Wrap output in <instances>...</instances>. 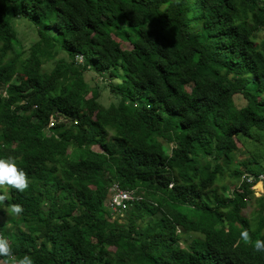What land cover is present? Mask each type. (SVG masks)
Listing matches in <instances>:
<instances>
[{"label":"trees","instance_id":"trees-1","mask_svg":"<svg viewBox=\"0 0 264 264\" xmlns=\"http://www.w3.org/2000/svg\"><path fill=\"white\" fill-rule=\"evenodd\" d=\"M20 17L39 34L27 55ZM262 31L264 0H0V158H16L31 181L24 192L0 188V216L24 208L12 225L0 220L14 254L35 264H264L240 237L264 240V191L252 190L261 153L235 162L238 142L264 141ZM60 52L70 61H55ZM88 71L119 80L107 84L115 103L101 104ZM114 184L141 198L124 225L109 223Z\"/></svg>","mask_w":264,"mask_h":264},{"label":"rangeland","instance_id":"rangeland-1","mask_svg":"<svg viewBox=\"0 0 264 264\" xmlns=\"http://www.w3.org/2000/svg\"><path fill=\"white\" fill-rule=\"evenodd\" d=\"M13 26L17 32L19 48L22 52L25 53V55H27L29 50H30V47L39 40V34H38L37 27L34 26L27 19L22 18V17L15 18L13 20ZM263 36H264V31H262L260 33V37H263ZM59 59H64L66 61H70L69 57L64 52H60V54L56 57L55 61H57ZM54 65H55V62L47 63L45 65V70L46 71L51 70L54 67ZM84 78L90 87H92V88L97 87V86L99 87V89L101 91L100 102L102 105L107 107L110 104L115 103L117 101L116 97L110 92V89L107 88V84L110 82L117 84L119 82V80L112 79L109 76H106V77L105 76L104 77L99 76L97 73H95L93 71L86 72L84 74ZM1 96H5V92L0 89V97ZM235 100H236V104H237L238 108H242L246 105L245 100H243V98L240 96L235 97ZM246 140H249V139H246ZM242 143L245 144V147H242L243 146ZM242 143L238 142L239 150L235 154V162L247 161L248 159H251V157L253 156L252 152L259 151L263 155V159H261L262 155L259 153L261 165H262L263 171H264V141L262 143H256L255 144L252 141H247L245 143V140H243ZM94 146H96V145H94ZM94 146H93V149L95 151H100V149L98 147H94ZM169 148L172 149V146H170ZM235 165H237V164H235ZM258 169L260 171H262V168L258 167ZM261 175H264V173ZM223 184L228 186L229 194H231V196H232L233 195L232 192L235 189L232 181L230 179H227V180L223 181ZM235 184H239V183H235ZM252 190L255 192L254 194L256 197H260L264 191L262 183L255 185ZM142 194H143V196L147 195L145 192H142ZM251 213H252V210L249 211V216L251 215ZM125 217H126L125 214H117V215H115L114 213L111 214V220L109 222L110 226L126 224V218ZM258 219L260 220L262 218H258ZM0 220L4 223L12 225L16 221V217L8 214L7 216H0ZM221 233L227 234L228 231H227V229H224ZM1 264H5V263L3 262Z\"/></svg>","mask_w":264,"mask_h":264},{"label":"clouds","instance_id":"clouds-1","mask_svg":"<svg viewBox=\"0 0 264 264\" xmlns=\"http://www.w3.org/2000/svg\"><path fill=\"white\" fill-rule=\"evenodd\" d=\"M30 184L28 173L19 166L16 158L12 156L0 158V188H13L24 192L30 187ZM6 199L7 194L0 195V204ZM5 210L9 215L16 217L21 216L24 212L23 206L18 203L7 205ZM240 237L245 244H252L255 252H264V240L252 241L248 230L242 231ZM0 258L5 260V264H35L33 257L28 254L17 257L13 252L12 244L3 233H0Z\"/></svg>","mask_w":264,"mask_h":264},{"label":"built area","instance_id":"built-area-1","mask_svg":"<svg viewBox=\"0 0 264 264\" xmlns=\"http://www.w3.org/2000/svg\"><path fill=\"white\" fill-rule=\"evenodd\" d=\"M78 61H83L81 56H77ZM54 124V120L50 123V127ZM259 183L264 181V175L259 176ZM248 181H251L248 179ZM137 190L122 189L118 184H114L109 193L108 209L111 214H125V212L135 203L140 200Z\"/></svg>","mask_w":264,"mask_h":264}]
</instances>
